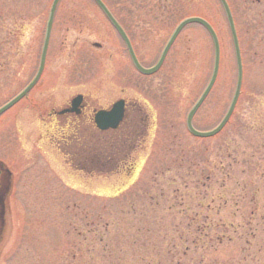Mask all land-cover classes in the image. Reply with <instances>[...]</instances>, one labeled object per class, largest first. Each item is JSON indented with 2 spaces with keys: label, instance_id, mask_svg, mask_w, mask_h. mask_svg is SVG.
Segmentation results:
<instances>
[{
  "label": "rangeland",
  "instance_id": "374dc122",
  "mask_svg": "<svg viewBox=\"0 0 264 264\" xmlns=\"http://www.w3.org/2000/svg\"><path fill=\"white\" fill-rule=\"evenodd\" d=\"M104 1L131 28L144 66L179 20L194 16L209 22L219 43V67L192 124L198 131L213 129L236 82L218 2ZM51 2L0 0V60L12 61L1 75H21L0 89V105L34 75L36 67L28 62L38 64ZM227 2L242 82L222 132L199 140L185 129L213 57L207 33L189 25L163 65L160 76L170 91L155 116V129L133 156L132 169L89 178L67 161L64 171L59 164H45V158L57 164L46 153L60 159L43 143L47 133L36 120L77 94L95 107L109 106L119 96L112 82L124 87L127 74L142 87L143 79L131 70L124 47L91 0L58 1L44 69L31 95L36 104L24 106L23 101L0 117V160L13 179L0 264H264V0ZM128 97L141 99L133 92ZM133 168L140 172L130 177Z\"/></svg>",
  "mask_w": 264,
  "mask_h": 264
},
{
  "label": "flooded vegetation",
  "instance_id": "af4514ba",
  "mask_svg": "<svg viewBox=\"0 0 264 264\" xmlns=\"http://www.w3.org/2000/svg\"><path fill=\"white\" fill-rule=\"evenodd\" d=\"M111 14L127 36L139 65L145 69L152 68L157 63L161 51L147 66L142 65L133 47L132 39L130 38L129 31L131 28L125 26L120 16L114 11H112ZM1 41L2 40H0V42ZM175 42L176 40L174 43ZM3 47L4 44H1V48ZM171 48L168 50L160 68L153 74L147 76L139 75L134 70L128 53L124 49L131 70L143 79V83L142 87L134 86L132 80L129 81V76L127 74L125 76L124 87L120 86L118 82H112V89L119 94L113 102L118 100L123 101V117L116 129L99 131L96 128L93 121L94 112L97 110H106L108 109V106L95 107L84 95H82V98L76 107L72 108L70 100H68L58 108L48 109L46 117L36 120L41 126H43V128H45L47 133L43 139L44 142H42L44 144L46 143L47 146L52 149V153L55 154V157H59L60 159L61 164L57 159L53 158L52 155L46 153L55 163H57L56 166L59 164L64 171L65 161H67V165H70L71 167L73 166V169H75L77 173H83L89 178L92 176L105 177L103 175L110 173H126L132 169L133 156L137 151L141 150L149 132L155 129V116L159 114L160 108L164 106L166 91H170L169 88L167 89V84L169 82L165 84L160 73L164 67L163 65L166 64ZM15 56H18V52L16 51ZM11 63L12 61L9 59L0 60V89L3 91H5V83L7 79L11 81L16 77L21 76L20 74L16 77L1 75L10 68ZM23 63L25 62L22 61L21 65ZM28 63V67H36L33 62L29 61ZM117 78L118 77L116 76V79ZM30 80L31 78L28 77L24 82L25 84L23 83L24 85H21L16 91L14 90L15 92L9 96V99L19 93ZM35 86L25 95L24 98L10 109L15 108L23 101H26V103L24 102V106L34 107L36 103L35 99L31 98V95ZM128 92H133L136 96H140L141 99L128 97ZM174 92H176V88L174 89ZM16 112L17 111L14 112L13 120L10 122L13 125H15L17 121L16 115L18 113L16 114ZM45 164L50 167L46 158ZM5 169V166L0 160V200L4 198L7 192L11 189V177L10 175L6 176Z\"/></svg>",
  "mask_w": 264,
  "mask_h": 264
},
{
  "label": "water",
  "instance_id": "95a60500",
  "mask_svg": "<svg viewBox=\"0 0 264 264\" xmlns=\"http://www.w3.org/2000/svg\"><path fill=\"white\" fill-rule=\"evenodd\" d=\"M58 1L59 0H52L49 11H48V17H47V21L45 25V32H44V38H43V43H42V48H41V53H40L39 65H38V69H37L35 76L31 80V82L19 94H17L12 100H10L8 103H6L0 108V115L4 113L7 109H9L11 106H13L15 103H17L21 98H23L29 92V90L35 85V83L38 81L41 75V72L43 70L45 54H46L50 31H51L52 20H53L54 12H55ZM92 1L98 7V9L101 11L103 16L106 18V20L109 22L111 27L115 30V32L117 33V35L123 42L134 69L139 74L145 75V76L151 75L158 70V68L161 66L163 62V59L167 51L169 50L175 38L177 37V35L181 32L183 28H185L188 25H192V24L198 25L201 28H203V30L207 33L208 37L210 38L212 42L213 66H212L211 75H210V78H209V81L206 87L204 88V90L202 91L197 101L194 103V105L191 107V109L187 113V116L185 119V126H186L187 132L195 138L205 139V138L213 137L216 134H218L221 131V129L224 127L226 122L228 121L234 109V106L236 104V101L239 95L241 80H242V66H241L238 41L236 37V32H235L232 16H231V13L229 11V8L225 0H217V1L223 11L225 21L228 27L230 39H231L235 67H236V82H235V88L233 91V95H232V98H231V101H230V104L228 106L226 113L224 114L223 118L218 123V125L214 129L207 131V132H199V131L194 130L191 126V119L193 115L195 114V112L197 111V109L199 108V106L202 104V102L206 98L209 91L211 90L215 82L216 76H217L218 65H219V45H218L217 37L213 29L210 27V25L206 21L198 17H190V18H186L182 20L180 23L177 24V26L174 28L173 32L171 33L167 43L165 44L161 52V55L156 65L150 69H144L137 63L127 37L125 36L121 28L118 26L116 21L112 18L110 13L107 11L105 6L101 3L100 0H92ZM93 46L99 47L98 44H94ZM80 99H81V96H76L75 98L71 100L72 108L77 106ZM122 117H123V101L119 100L111 106L109 111H98L94 115L93 119H94V123L96 127L99 130L106 131L108 129H115L120 123V121L122 120ZM8 174L9 172L6 170V176ZM3 214H4V207H3V198H2L0 200V231L3 229Z\"/></svg>",
  "mask_w": 264,
  "mask_h": 264
},
{
  "label": "trees",
  "instance_id": "16d2710c",
  "mask_svg": "<svg viewBox=\"0 0 264 264\" xmlns=\"http://www.w3.org/2000/svg\"><path fill=\"white\" fill-rule=\"evenodd\" d=\"M101 1L106 5V7L109 9V11L112 12V9L107 5V3L104 0H101ZM188 17H191V16H188ZM184 18H186V17H184ZM184 18H182V19H184ZM181 20H179V21H181Z\"/></svg>",
  "mask_w": 264,
  "mask_h": 264
}]
</instances>
